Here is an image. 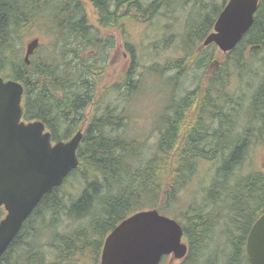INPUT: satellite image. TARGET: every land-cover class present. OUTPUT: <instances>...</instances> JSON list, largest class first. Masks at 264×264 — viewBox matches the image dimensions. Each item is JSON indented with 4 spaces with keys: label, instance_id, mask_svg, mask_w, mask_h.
Here are the masks:
<instances>
[{
    "label": "trees",
    "instance_id": "1",
    "mask_svg": "<svg viewBox=\"0 0 264 264\" xmlns=\"http://www.w3.org/2000/svg\"><path fill=\"white\" fill-rule=\"evenodd\" d=\"M87 1L96 26L82 0H0V77L22 85L23 120L42 122L53 143L82 130L77 168L43 196L0 264H99L110 231L153 209L179 223L188 247L182 260L161 264H250L247 235L264 212V172L252 158L264 148V0L249 31L224 55L202 43L228 0ZM181 2L188 21L176 36L180 57L157 66L172 36L148 48L150 60L124 37L126 25H154ZM102 28L122 33L130 57L113 82L105 81V56L114 43L99 34ZM33 33L46 42L27 64L22 47ZM191 69L202 74L197 88L170 101L154 137L129 135L127 108L148 81L174 72L167 85L177 84ZM244 86L247 95L229 94ZM201 167L210 175L201 202H180Z\"/></svg>",
    "mask_w": 264,
    "mask_h": 264
},
{
    "label": "water",
    "instance_id": "2",
    "mask_svg": "<svg viewBox=\"0 0 264 264\" xmlns=\"http://www.w3.org/2000/svg\"><path fill=\"white\" fill-rule=\"evenodd\" d=\"M258 4L229 0L202 45L214 44L222 54L232 51L251 28ZM38 45V38L26 44L27 64ZM22 96L19 82L0 77V207L5 211L0 220V257L43 196L77 168L82 139L79 130L69 140L53 143L42 122L23 120ZM245 249L250 264H264V212L252 225ZM186 253L179 223L153 209L129 216L110 231L99 264H160L165 256L182 259Z\"/></svg>",
    "mask_w": 264,
    "mask_h": 264
},
{
    "label": "rangeland",
    "instance_id": "3",
    "mask_svg": "<svg viewBox=\"0 0 264 264\" xmlns=\"http://www.w3.org/2000/svg\"><path fill=\"white\" fill-rule=\"evenodd\" d=\"M85 3L86 13L90 19V23L93 26H96V17L94 16V11L92 6L87 0H82ZM184 3H179L172 13H168L169 16L165 17L168 14H163L158 17V20L151 24H132L129 23L126 25V31L124 32V37H128L131 42H133L136 46L137 52L140 54H150V60L153 58L151 52H149L148 48L152 51L153 46H162L164 39L168 36H172L170 41V46L167 50L162 51L160 56H156V60L162 66L165 60L173 59L180 57L177 53V43L178 39V32L181 31L182 28L185 27L188 21V15L184 14L185 11H179L181 7L183 8ZM188 8V6H185ZM189 10V9H188ZM167 28V29H166ZM99 34L102 36H109L112 38L114 43V47L112 49H108V53L105 56V63L108 68L105 70V81L106 82H113L117 79L119 74H122L130 64V57L128 52L126 51L124 44H123V35L119 30L112 29V30H105L101 29L98 30ZM33 38H38L39 42L44 44L46 42L45 37L42 34H35L33 33L32 36L28 37L24 41V46L22 47V55L25 53V46L26 44ZM161 41V43H160ZM141 44V45H140ZM160 44V45H159ZM162 48V47H161ZM264 55V54H263ZM262 55V56H263ZM147 65L151 66L153 63L152 61H147ZM174 72H167L163 74L161 77H157L153 80L148 81V84L145 85L143 91L138 95L135 96L134 101H132L127 108L129 109V114L131 116V122L129 121V125L127 127V132L129 135H136L140 138L151 139L154 137L156 133L155 125L159 120L160 116L167 112L170 114V110L167 108L169 107V103L171 100L180 99L182 98L188 91L194 90L197 88L198 81L201 77V73L199 71H194L193 69L189 70L179 81L178 83L171 85H167V81L173 76ZM249 80V79H248ZM173 86V88H172ZM244 92L245 95L251 92V88L242 87V91H233V93L229 92L230 95L234 97H241V93ZM115 105L124 106L126 104L124 101L125 99H116L114 98ZM246 102H243L241 109L238 110L239 114L238 117L244 119L243 117V109L246 107ZM128 107V103L127 106ZM252 158L254 159V165L257 169H260L264 172V148H256L254 153H252ZM207 169L211 172L213 170V165L206 164L205 170ZM204 168H199L197 171L196 176L193 178L191 184L187 186L180 194V202H186V199H194L197 203H200L202 200L203 194L200 193V188L204 185L208 184V179L210 175L204 173ZM205 174V175H204ZM73 188L71 189V191ZM195 196V198L193 197ZM61 230V229H60ZM226 250V248H224ZM165 259H168L165 258ZM171 262H176L178 260L170 259ZM47 262L51 263L52 258H47ZM83 264H89L86 261Z\"/></svg>",
    "mask_w": 264,
    "mask_h": 264
}]
</instances>
